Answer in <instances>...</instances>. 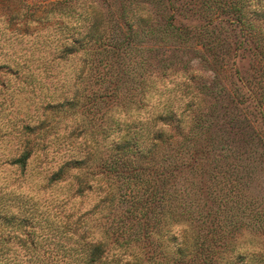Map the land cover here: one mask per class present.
Listing matches in <instances>:
<instances>
[{
    "label": "rangeland",
    "instance_id": "rangeland-1",
    "mask_svg": "<svg viewBox=\"0 0 264 264\" xmlns=\"http://www.w3.org/2000/svg\"><path fill=\"white\" fill-rule=\"evenodd\" d=\"M131 1L79 0L77 5L81 8L95 5L111 21L109 36L117 35L118 40L126 32L120 18L122 5L142 8V17L149 19L148 24L157 33L162 31L160 26L170 15L165 10L166 0ZM172 1L177 9L176 25L200 29L205 24L196 0ZM19 6L16 0H0V250L6 253L0 257L2 261L6 257L14 264H89L90 249L86 244L102 239L110 246L108 262L118 257L124 262L138 251L132 246L116 249L106 236L113 219L122 217L128 208L123 195L130 192L118 176L99 174L100 168H93L112 153L110 141L119 134L111 126L112 121L121 124V134H124L129 125L145 124L157 115L170 112L169 108L184 113L185 122L194 109L201 112L215 109L221 125L232 117L236 126L242 127L241 131L252 125L264 136L263 119L247 96V88L255 90L254 85L263 78L264 65L256 62L248 50H235L239 35L236 28L226 23L210 28L207 38L216 37L215 45H220L210 55L207 51L201 52V46L196 45L200 41L197 38L191 41L190 48L180 49L178 43L172 46L161 43L160 34H143L139 47L144 52L111 59L113 69L108 74L103 66L97 71L90 70L87 51L61 58L62 45L68 36L81 31V21L51 14L50 7L44 8L45 15H33L24 21V11L20 17L13 12ZM217 52L219 60L214 56ZM164 60L171 66L165 75L161 74ZM150 68L153 75L149 77ZM123 69L128 70L129 78L137 75L143 78L123 85V91L129 95L114 99L96 118L94 114L84 118L81 91L91 93L106 86L113 88L116 84H107L109 75L112 79L119 78ZM242 79L248 83L246 87ZM137 89L138 95L131 97L129 91ZM78 91L80 103L75 107L66 105V99ZM255 92L259 99L263 91L258 88ZM225 111L228 119L224 118ZM91 119L93 123H89ZM25 126L33 130L25 131ZM225 130V135L232 138L230 127ZM237 133L241 136L237 143L239 153L234 154L235 163L241 170L247 163H251V170L256 168L250 193L264 208V158L260 160L259 155L263 147L256 138L250 145L245 144L241 139L246 132ZM24 135L30 136L36 146L26 167L22 168L13 161L25 149ZM87 157H93L94 163L81 165V160ZM61 170L65 172V179L52 181L53 175ZM82 180L92 186L83 194L79 192ZM6 216L8 220L15 218L14 225L5 223ZM194 230L188 221L174 224L175 241L171 243L174 250L184 241L191 243ZM235 254L246 257L239 264H264V234L242 231L235 239Z\"/></svg>",
    "mask_w": 264,
    "mask_h": 264
},
{
    "label": "trees",
    "instance_id": "trees-1",
    "mask_svg": "<svg viewBox=\"0 0 264 264\" xmlns=\"http://www.w3.org/2000/svg\"><path fill=\"white\" fill-rule=\"evenodd\" d=\"M16 1L20 6L13 12L20 17L24 11V21L33 15H45L44 8L49 7L51 14L58 13L76 22L81 21L83 23L81 31L67 37L60 54L64 59L87 51V54L90 53L92 71H97L103 66L110 74L113 69L111 59L141 55L144 49L140 48L139 44L143 41V34L145 36L160 34L161 43L171 46L178 43L180 49L190 48L193 44L191 41L197 38L200 41L196 45L201 46V52L207 51L210 55L211 51L220 45H215L216 37L207 38V35L213 25L222 23L236 28L239 32L235 50H248L256 62L264 65V0H196L205 19V24L200 29H192L189 25H176L178 20L176 6L172 0H166L165 10L167 9L170 15L160 26L162 31L159 33L148 24L149 19L142 17V8L132 9L122 5L120 18L126 32L123 31L124 36L121 40L115 38L117 35L109 36L111 21L93 4L81 8L77 5L79 0ZM111 1L115 3V0ZM124 1L131 0H120ZM160 6H163V2ZM39 19L43 20L42 17ZM219 55V52L214 55L216 60H219ZM85 59L88 60L86 57ZM170 69L169 61L164 60L161 74L165 75ZM122 72V76L115 79L109 75L107 84H116L113 88L106 86L105 89L91 93L81 91V114L84 118H89L93 114L96 118L114 99L121 95H129L123 91V85H127L128 82L133 84L143 78L141 75L129 78L126 69ZM236 73H239L237 69ZM152 75L153 69L150 68L147 76ZM262 76L263 78L254 85L255 90L260 88L263 91L259 99L253 87L247 88V96L264 122V73ZM242 84L246 87L248 83L242 79ZM133 92L129 91L131 97L138 95V89ZM79 96L78 91L72 98H67L65 104L77 106L80 103ZM214 110L201 112L194 109L185 122L184 113L169 108L170 112L157 115L145 124L129 125L124 134H121L123 131L121 124L112 121L111 126H115L119 133L110 141L114 154L111 153L109 158L99 163L100 166L94 164L93 168L98 170L100 168L99 174L111 173L118 176L119 181H122L123 186L130 189V192L126 191L123 195V202L129 203L128 208L122 217L113 219L106 236L108 240L111 239L116 249L132 246L138 251L124 262L120 257L108 262V255L111 252L109 244L103 239L98 242L92 241L86 244L87 249H90L89 264H109L114 261L115 264L244 262L245 256L235 254V239L244 230L264 234V208H261V204L250 193L256 168L251 170V163H247L246 168L241 170L235 163L237 159L234 154L238 152L237 143L241 136L237 132H246L241 140L247 145L255 138L258 139L260 146L263 147L262 153L259 154L260 160L264 158V136L261 137L251 127L252 125L245 127L246 131H241L242 127L236 126L235 118L227 116V111L224 118L229 117V122L221 125L219 114ZM93 122L94 119L89 121ZM188 123L190 125L187 128ZM42 125L45 124L41 123ZM226 127H230L232 138L225 135ZM28 130L33 128L25 126V131ZM24 136L25 149L22 155L13 161V164L22 168L26 167L36 146L34 141L32 144L30 136ZM94 142L96 148V139ZM96 155L95 152L94 156ZM91 162L93 157H87L81 160V165ZM64 174V170H61L54 174L51 180L63 181ZM83 180L79 187L81 194L92 187L88 181ZM140 185L141 189L138 188ZM8 219L6 216L5 223L9 226L14 225L15 218ZM26 221L27 219L23 220L24 223H27ZM181 221H188L194 226V238L191 243L184 241L177 250H174L171 246L172 241H175L172 227ZM4 256L5 251L0 250V257ZM0 264L14 263L5 257L4 261L0 259Z\"/></svg>",
    "mask_w": 264,
    "mask_h": 264
}]
</instances>
